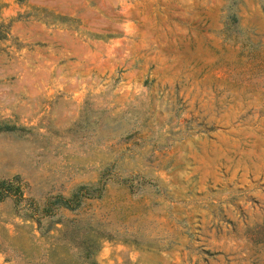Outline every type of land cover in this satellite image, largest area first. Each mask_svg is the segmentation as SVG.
Returning a JSON list of instances; mask_svg holds the SVG:
<instances>
[{
	"label": "rangeland",
	"instance_id": "1",
	"mask_svg": "<svg viewBox=\"0 0 264 264\" xmlns=\"http://www.w3.org/2000/svg\"><path fill=\"white\" fill-rule=\"evenodd\" d=\"M0 182V264H264V0H0Z\"/></svg>",
	"mask_w": 264,
	"mask_h": 264
},
{
	"label": "trees",
	"instance_id": "2",
	"mask_svg": "<svg viewBox=\"0 0 264 264\" xmlns=\"http://www.w3.org/2000/svg\"><path fill=\"white\" fill-rule=\"evenodd\" d=\"M21 188L19 186L13 187L12 185H5L3 182H0V201L6 198L7 196L14 194L17 196H20L22 194ZM163 190V189H161ZM60 245H57L55 247H52L46 251V256L49 257V259L58 257L60 254ZM63 247H65V243L62 244ZM85 252L83 255L78 254V256H83L84 258H88L90 256V249L89 247H85ZM67 249V248H66ZM68 254V253H65ZM59 264H70L71 262L67 259L66 255L60 257Z\"/></svg>",
	"mask_w": 264,
	"mask_h": 264
}]
</instances>
